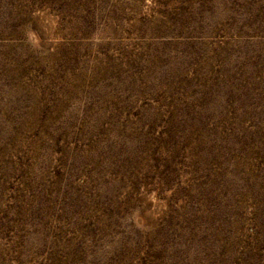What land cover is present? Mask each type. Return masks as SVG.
<instances>
[{
  "label": "rangeland",
  "instance_id": "rangeland-1",
  "mask_svg": "<svg viewBox=\"0 0 264 264\" xmlns=\"http://www.w3.org/2000/svg\"><path fill=\"white\" fill-rule=\"evenodd\" d=\"M0 264H264V0H0Z\"/></svg>",
  "mask_w": 264,
  "mask_h": 264
}]
</instances>
